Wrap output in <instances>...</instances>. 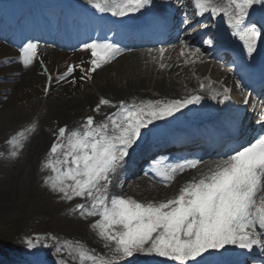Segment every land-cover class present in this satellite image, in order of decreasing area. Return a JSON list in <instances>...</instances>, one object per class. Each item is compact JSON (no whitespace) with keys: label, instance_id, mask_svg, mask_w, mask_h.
I'll return each mask as SVG.
<instances>
[{"label":"snow or ice","instance_id":"1","mask_svg":"<svg viewBox=\"0 0 264 264\" xmlns=\"http://www.w3.org/2000/svg\"><path fill=\"white\" fill-rule=\"evenodd\" d=\"M179 2L183 4L184 0ZM89 3L100 12L111 11L114 16L124 17L145 9L151 0H89ZM191 5L197 16L221 17L231 35L242 42L248 56L253 55L258 43L264 40V28L248 19L255 6L264 9V0H191ZM200 27L203 29L208 25L201 24ZM203 43L211 45L213 39H205ZM181 44L180 54L184 56L189 45L183 40ZM81 48L91 54L87 66L83 61L67 64L55 76L47 67L43 68L47 76L45 94L50 91L53 80L73 85L78 80H91L98 69L123 51H131L108 39H93L83 43ZM164 51L163 48L158 50L160 68L165 67L162 62ZM199 52L200 49L195 48L190 54L195 56ZM38 56L39 41L29 40L21 47L19 60L28 67ZM40 63L43 65V60ZM77 71L81 73L78 78ZM205 87L201 82L200 88ZM223 91V99L229 100L231 89L225 87ZM252 95V92L245 93L243 103L248 104ZM202 99L193 94L183 99L129 104L124 100L114 103L101 96L92 111L99 114L102 106H107L115 109L114 112L107 113L100 121L88 115L77 127L70 129L64 125L53 133L55 140L41 162V169H50L52 174L43 178V184L62 201H82L70 208V213L83 219L99 217L89 227L109 249L108 255L99 254L80 241L74 244L65 241L74 264L77 258L78 264H122L124 258L134 254L165 258L174 264L190 261L192 264H209L206 256L221 254V250L227 251L228 247L264 252V113L256 121L259 127L249 134L250 138L229 144L219 160L208 163L174 196L144 202L117 195L111 190L113 177L123 166L129 150L149 126ZM36 127L37 123L33 121L6 141L11 148L10 158L19 156L28 134ZM203 163L199 158H184L171 166L157 167L155 175L169 187L177 174L197 169ZM26 247L33 249L35 244L29 239ZM57 264H69V261L60 259Z\"/></svg>","mask_w":264,"mask_h":264},{"label":"bare ground","instance_id":"2","mask_svg":"<svg viewBox=\"0 0 264 264\" xmlns=\"http://www.w3.org/2000/svg\"><path fill=\"white\" fill-rule=\"evenodd\" d=\"M181 7L186 16L193 15L189 0H184ZM259 45L262 49L264 40L260 41ZM161 48L165 50L162 61L165 64L164 68L159 66L158 50ZM179 48L180 50H177ZM181 48L182 45L179 41H172L170 46L165 48L164 46L155 47L126 54L115 59L113 64L108 63L98 69L93 73L91 81L78 80L73 85L64 81L57 83L53 80L45 98H43L45 95L43 89L47 83V76L37 63L33 62L32 65L25 67L19 60V55L14 59L10 68H7L3 63L0 66V147L7 136L33 121L37 123V131L29 140V146L20 164L0 174V222L13 212L25 207L33 217L54 220V230L48 236V241H50L51 247L59 248L70 263L73 261L69 258V252L64 245L65 241L73 244L80 241L90 251L95 250V253L108 255L109 249L104 247L105 242L98 237L95 230L89 227L98 218L83 219L69 211L66 214L58 215V210H55L57 204L47 200V196H43L40 190L42 188L37 189L39 187L36 177L38 176L39 186L40 181L45 177L39 169V164L46 159V154L55 140L53 133L57 131L58 127L68 125L70 129L75 128L82 122V118L88 115H93L97 121H100L107 113L115 111L107 106H102L99 114L92 111L101 96L114 103L124 100L131 104L149 100L183 99L186 96L198 94L203 99L198 104L188 106L186 116L181 118L176 113L170 119L182 121L189 117L210 116L220 103L223 94L220 89L223 90V87L219 82L209 84L210 81L204 77L209 68L207 59L199 57L198 54L191 55L190 53L193 51L191 47L186 50L183 58H179ZM171 49L174 50L170 53ZM5 54H10V52L0 51V56ZM68 54L55 50L48 51L45 54V59L49 63L43 62L44 66L51 69L50 71L56 75L57 71L62 72L67 64H79L82 61L87 63L88 56H85L86 51L84 50L74 52L71 57H68ZM213 55L219 57L221 54L214 51ZM153 57L157 59L154 60ZM186 60L194 62L185 63ZM158 61L159 64H157ZM218 66L213 67L210 72L215 79H219V76L224 74ZM192 72H194L193 75ZM75 75L78 78L81 73L77 71ZM201 82L206 85L203 90L200 88ZM227 83L235 89L230 80H227ZM149 128L156 129L157 123L154 122ZM232 143V141L228 142V144ZM201 146L194 143L189 148L181 150L180 154H188L191 150L198 151ZM212 149L214 153L218 154L223 151L219 147ZM169 150L167 149L166 152L169 153ZM173 160L179 159L173 158ZM204 168L201 167L199 171ZM190 175H193L191 171L178 176L175 181L186 180ZM154 185L153 182L148 184L138 178L128 188L141 190V194L137 198L147 202L158 199L156 193L159 190L154 188ZM31 194L36 198L34 205L27 202ZM42 196L43 199L40 201ZM80 202L82 201L79 199L73 200L69 209ZM15 250V245H13L10 251L1 253L0 264H22L14 253ZM247 252V250L228 247L227 251L221 250L219 255L206 256L205 260L209 264L224 263L226 259L242 262L241 257L238 258V256ZM124 263L174 264V262H167L165 258L142 254L124 258L122 264ZM188 264H192V262L190 261Z\"/></svg>","mask_w":264,"mask_h":264},{"label":"rangeland","instance_id":"3","mask_svg":"<svg viewBox=\"0 0 264 264\" xmlns=\"http://www.w3.org/2000/svg\"><path fill=\"white\" fill-rule=\"evenodd\" d=\"M35 133L36 130L28 134V139L25 141L24 147L20 150V154L17 158L9 157L11 148L6 143L9 138L6 139L4 144L0 147V153H3V155L0 156V174L9 171L20 164L26 149L29 146L28 142ZM39 169L44 176L52 174L50 169H41V163L39 164ZM36 183L39 187L37 189L42 188L40 190L43 196H47V200L57 204L55 210H58V215L66 214L69 211L67 208L71 205V202L60 200L57 194L51 192L43 184V179L40 181L39 186L38 176L36 177ZM115 193L117 195H124V192ZM43 196L40 198V201L43 199ZM27 202L34 205L36 203L35 196L31 194ZM53 222V219L42 220L33 217L30 214V211L25 207L13 212L9 217L0 222V254L4 251H10L13 245H15L16 250L14 253L18 260L24 264H57V261H59L64 255L60 253V251H57V249L51 247L50 242L46 239V235L52 233L54 230ZM29 239L35 244L33 249H28L26 247V242Z\"/></svg>","mask_w":264,"mask_h":264}]
</instances>
